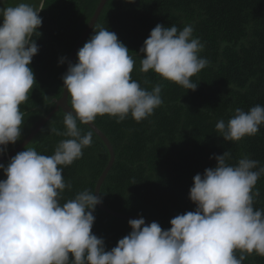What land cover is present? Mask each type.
I'll return each mask as SVG.
<instances>
[{
    "label": "clouds",
    "instance_id": "1",
    "mask_svg": "<svg viewBox=\"0 0 264 264\" xmlns=\"http://www.w3.org/2000/svg\"><path fill=\"white\" fill-rule=\"evenodd\" d=\"M43 9L24 0L0 6V155L22 136L20 105L36 82L30 65L39 52L33 36L42 26ZM203 48L191 25L180 30L157 24L140 49V71L152 70L195 91L198 84L191 78L209 63L200 56ZM129 51L115 32L95 26L78 50V62H69L62 77L72 111H65L66 131L51 132L68 138L51 156L27 147L7 165L0 163L6 176L0 180V264H243L245 254L264 256V210L253 207L264 167L247 156L231 165L228 151L213 157L215 168L194 176L189 198L195 211L176 215L167 230L155 221L146 224L142 216L131 219L132 231L111 250L92 231L102 203L96 191L85 189L61 203L65 189H71L64 167L92 143V132L82 135L77 121L91 124L107 114L117 122L129 115L140 122L163 103L162 85L149 91L132 79ZM261 125L264 106L256 105L248 111L236 108L227 123L221 119L215 127L224 141H240L257 134Z\"/></svg>",
    "mask_w": 264,
    "mask_h": 264
},
{
    "label": "trees",
    "instance_id": "2",
    "mask_svg": "<svg viewBox=\"0 0 264 264\" xmlns=\"http://www.w3.org/2000/svg\"><path fill=\"white\" fill-rule=\"evenodd\" d=\"M100 1L24 0L44 7L40 12L42 26L33 36L39 47L30 65L36 82L28 99L20 105L21 139L9 144L5 153L15 150L61 97L67 59ZM19 2L0 0V6ZM157 24L175 25L180 30L191 25L193 36L204 44L200 56L209 63L191 78L198 84L195 91L163 79L152 70L140 71L144 57L140 49ZM95 26L117 34L134 59L132 79L149 91L156 84L162 85L163 100L153 115L140 122L131 115L121 122L107 114L95 119L116 154L100 190L104 205L143 216L167 230L176 215L195 211L196 205L189 198L193 178L216 167L215 155L228 151L231 156L227 163L231 165L247 156L264 167V125L257 134L240 141H224L215 127L221 119L227 123L236 108L248 111L256 105L264 106V0H107L81 47L94 34ZM61 58H67L64 64H60ZM77 62L76 56L74 63ZM70 100L69 95V104ZM64 115L65 111L60 109L50 116L13 157L27 147L53 155L58 142L68 138L51 132L52 128L66 131ZM77 125L82 135L92 132V143L83 149L80 159L64 167L63 178L71 189H65L61 203L85 189L94 193L110 159L107 146L95 131L79 121ZM10 160L0 163L7 165ZM3 179L6 176L0 169V180ZM256 188L260 195L254 201V210H264V175ZM94 215L92 231L104 239L107 250L132 231L129 219L99 206ZM239 254L237 250V257ZM245 255L243 264H264V256Z\"/></svg>",
    "mask_w": 264,
    "mask_h": 264
},
{
    "label": "water",
    "instance_id": "3",
    "mask_svg": "<svg viewBox=\"0 0 264 264\" xmlns=\"http://www.w3.org/2000/svg\"><path fill=\"white\" fill-rule=\"evenodd\" d=\"M107 2V0H101L100 3L97 6L95 15L93 16L92 20L90 21L86 31L83 33L82 37L80 38V40L77 42V44L74 46L69 59H68V63H74V60L77 56L78 50L81 48L82 44L84 43V41L86 40L88 33L90 32V30L93 28V26L95 25V23L98 20V17L100 15V13L103 10V7L105 5V3ZM68 63L67 66L65 67V73L68 70ZM68 97H69V93L67 92V89L63 88V93L61 95V97L55 102L54 107L47 113V117L40 119V121L37 123V126L33 129V131L28 135V137L23 140L19 146L13 150L10 151L8 153H5L3 155H0V161H4L7 159H11L15 153V151H17L18 149H20L22 146H25V144L27 142H29L39 131L40 129L43 127V125L46 123V121L49 119V117L51 116L52 113H54L56 110H60L62 109L63 111H72L70 104L68 103ZM94 131L95 133L103 140V142L105 143V145L107 146L109 153H110V159L108 161V164L105 168V170L103 171V173L101 174V176L99 177L97 184H96V195L100 196V188L101 185L103 184L109 170L111 169L112 165L114 164L115 161V149L113 147V144L111 142V140L109 139V137L103 132V130H101V128H99L94 122H92L91 124H88ZM99 207H101V209L105 210L106 212H109L111 214L126 218V219H139L141 218V216L139 215H134V214H130V213H124V212H119L117 210L111 209L109 207H107L106 205H104V203L102 202L101 204L98 205ZM143 217V216H142ZM145 219L146 224H151L153 221L143 217Z\"/></svg>",
    "mask_w": 264,
    "mask_h": 264
},
{
    "label": "rangeland",
    "instance_id": "4",
    "mask_svg": "<svg viewBox=\"0 0 264 264\" xmlns=\"http://www.w3.org/2000/svg\"><path fill=\"white\" fill-rule=\"evenodd\" d=\"M73 48H74V47H73ZM72 50H73V49H72ZM68 59H69V57H68ZM68 59H67V63H68ZM75 59H76V58H75ZM74 62H75V60H74ZM73 64H74V63H73ZM66 66H67V64H66ZM57 100H58V99H57ZM57 100H56V101H57ZM56 112H57V110H56L54 113H52L51 116H53ZM46 123H47V121H46ZM46 123H45V124H46ZM94 123H95V122H94ZM34 137H35V136H34ZM26 144H28V142H27ZM113 147H114V146H113ZM114 149H115V148H114ZM115 156H116V154H115ZM115 158H116V157H115ZM114 162H115V161H114ZM101 187H102V185H101ZM100 190H101V188H100Z\"/></svg>",
    "mask_w": 264,
    "mask_h": 264
}]
</instances>
